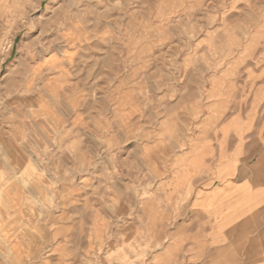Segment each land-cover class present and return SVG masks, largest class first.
<instances>
[{"label": "clouds", "instance_id": "clouds-1", "mask_svg": "<svg viewBox=\"0 0 264 264\" xmlns=\"http://www.w3.org/2000/svg\"><path fill=\"white\" fill-rule=\"evenodd\" d=\"M0 264H264V0H0Z\"/></svg>", "mask_w": 264, "mask_h": 264}, {"label": "rangeland", "instance_id": "rangeland-1", "mask_svg": "<svg viewBox=\"0 0 264 264\" xmlns=\"http://www.w3.org/2000/svg\"><path fill=\"white\" fill-rule=\"evenodd\" d=\"M32 191H33V193L35 194V191H36L35 188H33Z\"/></svg>", "mask_w": 264, "mask_h": 264}]
</instances>
